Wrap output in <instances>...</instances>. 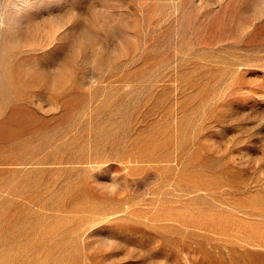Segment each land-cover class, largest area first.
<instances>
[{
  "label": "rangeland",
  "instance_id": "374dc122",
  "mask_svg": "<svg viewBox=\"0 0 264 264\" xmlns=\"http://www.w3.org/2000/svg\"><path fill=\"white\" fill-rule=\"evenodd\" d=\"M0 264H264V0H0Z\"/></svg>",
  "mask_w": 264,
  "mask_h": 264
},
{
  "label": "clouds",
  "instance_id": "9594fccd",
  "mask_svg": "<svg viewBox=\"0 0 264 264\" xmlns=\"http://www.w3.org/2000/svg\"><path fill=\"white\" fill-rule=\"evenodd\" d=\"M20 43H21V38L19 34V29H14L9 33L8 38L4 43V47L10 53H13L19 47Z\"/></svg>",
  "mask_w": 264,
  "mask_h": 264
}]
</instances>
